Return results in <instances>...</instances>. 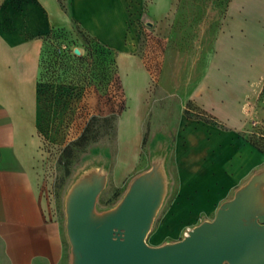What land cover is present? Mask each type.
I'll return each mask as SVG.
<instances>
[{
  "label": "rangeland",
  "instance_id": "374dc122",
  "mask_svg": "<svg viewBox=\"0 0 264 264\" xmlns=\"http://www.w3.org/2000/svg\"><path fill=\"white\" fill-rule=\"evenodd\" d=\"M152 9L169 10L170 28L159 37L142 22L139 54L152 68L142 101L136 88L122 84L114 71L110 84L102 50L77 25L49 35L39 79L51 96L64 88L71 129L46 135L51 143L42 146L40 187L62 218L81 181L105 178L95 216L113 210L134 181H159L160 203L145 242L161 246L211 221L253 175L259 180L253 186L252 214L264 212V0H159ZM181 115L230 131L252 146L258 158L239 162L240 171L247 172L234 193L211 210L200 209L201 203L196 213L178 222L179 171L197 168L175 160ZM228 164L226 168L236 162Z\"/></svg>",
  "mask_w": 264,
  "mask_h": 264
},
{
  "label": "crops",
  "instance_id": "0c3cea01",
  "mask_svg": "<svg viewBox=\"0 0 264 264\" xmlns=\"http://www.w3.org/2000/svg\"><path fill=\"white\" fill-rule=\"evenodd\" d=\"M157 3L68 0L65 7L60 0H0V264L72 263L66 214H57L40 187L42 146L51 143L45 135L71 129L64 88L57 96L38 89L48 36L77 25L111 59V76L114 68L116 79L121 75L122 84L135 87L142 101L152 75L139 54L142 22L159 37L170 28L169 10L156 13L152 6ZM174 148L178 165L197 166L179 171L178 222L196 213L201 203L200 209L211 210L234 193L247 172L240 171L239 162L258 158L252 146L230 131L184 115ZM232 159L236 164L226 168ZM110 166L113 170L111 160Z\"/></svg>",
  "mask_w": 264,
  "mask_h": 264
},
{
  "label": "water",
  "instance_id": "95a60500",
  "mask_svg": "<svg viewBox=\"0 0 264 264\" xmlns=\"http://www.w3.org/2000/svg\"><path fill=\"white\" fill-rule=\"evenodd\" d=\"M257 180L253 175L211 221L161 246L145 242L160 203L159 181H134L120 203L100 216L94 215V204L103 177L81 181L65 209L71 264H264V212L252 214Z\"/></svg>",
  "mask_w": 264,
  "mask_h": 264
},
{
  "label": "trees",
  "instance_id": "16d2710c",
  "mask_svg": "<svg viewBox=\"0 0 264 264\" xmlns=\"http://www.w3.org/2000/svg\"><path fill=\"white\" fill-rule=\"evenodd\" d=\"M61 1V0H60ZM53 33V32H52ZM49 37V36H48ZM94 41V40H93ZM94 43H96L97 44V47L98 48H100L101 50H102V52H103V55H104V58H105V62H106V64L107 65H109V67H107L106 68V71H109V73H110V60L111 59H107V57H106V54H105V51L101 48V46L97 43V42H95L94 41ZM44 55H45V49H44V54H43V56H42V59H41V65H42V63H43V58H44ZM114 59V58H113ZM42 67V66H41ZM41 70V69H40ZM113 71H114V75H115V70H114V68H113ZM113 71H112V79H113ZM39 74H40V72H39ZM111 75V74H110ZM115 78H116V76H115ZM112 79H110V81L112 80ZM38 89L39 90H41L42 89V87H41V80L39 79V76H38ZM84 130V129H83ZM46 136V135H45Z\"/></svg>",
  "mask_w": 264,
  "mask_h": 264
}]
</instances>
